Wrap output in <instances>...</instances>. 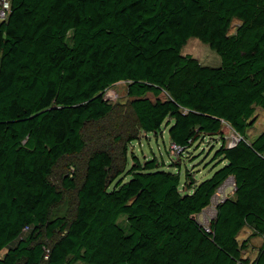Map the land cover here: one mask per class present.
Returning <instances> with one entry per match:
<instances>
[{
    "label": "trees",
    "instance_id": "1",
    "mask_svg": "<svg viewBox=\"0 0 264 264\" xmlns=\"http://www.w3.org/2000/svg\"><path fill=\"white\" fill-rule=\"evenodd\" d=\"M191 37L220 63L183 54ZM119 81L140 130L164 125L180 150L219 137L224 163L200 181L186 171L182 189L155 158H135L119 178L99 148L74 216L52 215L63 195L52 169L84 148L83 125L110 112L103 95ZM255 106L264 107V0H10L0 22V264H264V130L246 133ZM230 130L240 139L227 146ZM228 177L234 198L216 204L206 231L196 215ZM62 185L75 187L71 177ZM246 225L263 238L253 259L237 240Z\"/></svg>",
    "mask_w": 264,
    "mask_h": 264
},
{
    "label": "rangeland",
    "instance_id": "2",
    "mask_svg": "<svg viewBox=\"0 0 264 264\" xmlns=\"http://www.w3.org/2000/svg\"><path fill=\"white\" fill-rule=\"evenodd\" d=\"M236 25L237 21L235 20L230 32H234ZM182 53L190 54L204 65L217 66L220 63L216 52L195 37L187 40L182 48ZM127 87L126 81H119L105 90L104 96L112 106L110 112L98 120L85 122L81 129L85 141L84 148L79 153L62 156L53 167L50 181L62 191L63 195L61 201L53 206L52 215H63L68 219L74 216L77 204L76 192L84 178L87 159L94 150L99 148H105L111 153L116 168L123 171L119 178L125 176L135 158L141 163L147 159L155 158L157 163L162 164L161 168L179 173L182 189L186 171L189 170L193 173L194 178L200 181L209 177L213 170L220 166L217 164L219 160L215 155L221 143L219 137L202 136L194 141L189 148L180 150L171 143L167 127L164 125L157 133H146L140 130L130 106L131 97L128 95ZM254 118V124L246 131L249 140H253L264 130V107L255 106ZM238 137L236 132L230 130L226 134L225 144L233 145ZM208 169L212 171L208 172ZM65 177L73 179L74 188L63 187L62 182ZM127 178L128 176H125L124 180ZM216 192L215 194L220 199L234 198L233 178L228 177ZM216 204V202L210 203L196 215V219L200 223L208 224L209 219L215 214ZM118 221H123V216ZM237 240L239 243L247 240L246 246L242 250V257L249 259L256 256L263 243L262 236L247 225L239 231ZM44 241L47 244L51 242L48 239H44ZM76 264L85 263L77 262Z\"/></svg>",
    "mask_w": 264,
    "mask_h": 264
},
{
    "label": "built area",
    "instance_id": "3",
    "mask_svg": "<svg viewBox=\"0 0 264 264\" xmlns=\"http://www.w3.org/2000/svg\"><path fill=\"white\" fill-rule=\"evenodd\" d=\"M10 12V0H0V22L4 21L7 19L8 15ZM176 147V146H175ZM217 193V192H216ZM221 200H223V198H218L217 194H215L210 203L213 202H220ZM203 224V223H202ZM204 228L206 231H210L209 225L208 224H203Z\"/></svg>",
    "mask_w": 264,
    "mask_h": 264
},
{
    "label": "water",
    "instance_id": "4",
    "mask_svg": "<svg viewBox=\"0 0 264 264\" xmlns=\"http://www.w3.org/2000/svg\"><path fill=\"white\" fill-rule=\"evenodd\" d=\"M103 97H104V99H106L104 95H103ZM239 139H240V137H238L235 142H237Z\"/></svg>",
    "mask_w": 264,
    "mask_h": 264
},
{
    "label": "crops",
    "instance_id": "5",
    "mask_svg": "<svg viewBox=\"0 0 264 264\" xmlns=\"http://www.w3.org/2000/svg\"><path fill=\"white\" fill-rule=\"evenodd\" d=\"M224 162H222L221 164H219L220 166L223 164ZM212 170L208 169V172H211Z\"/></svg>",
    "mask_w": 264,
    "mask_h": 264
}]
</instances>
